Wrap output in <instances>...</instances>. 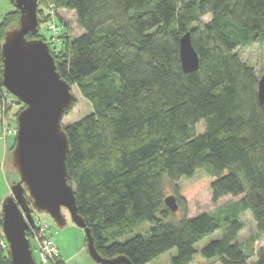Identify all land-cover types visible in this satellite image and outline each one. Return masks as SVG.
<instances>
[{
	"label": "trees",
	"instance_id": "16d2710c",
	"mask_svg": "<svg viewBox=\"0 0 264 264\" xmlns=\"http://www.w3.org/2000/svg\"><path fill=\"white\" fill-rule=\"evenodd\" d=\"M42 1L73 13L82 30L69 38L63 27L60 49L50 54L91 107L62 129L67 184L97 254L151 264L176 250L171 264H189L194 246L220 231L200 251L210 264H264V248L252 255L237 241L246 212L264 235V103L254 68L235 52L264 47V0ZM18 19L17 9L2 17L0 46ZM37 28L27 36L44 41ZM187 32L198 56L190 74L179 60ZM8 96L0 57V103ZM197 170L203 174L193 179ZM182 178L189 182L179 185ZM166 182L180 214L164 204ZM203 190L213 204L232 202L189 217L187 206ZM144 223L147 235L119 241ZM0 264H11L1 210Z\"/></svg>",
	"mask_w": 264,
	"mask_h": 264
},
{
	"label": "water",
	"instance_id": "95a60500",
	"mask_svg": "<svg viewBox=\"0 0 264 264\" xmlns=\"http://www.w3.org/2000/svg\"><path fill=\"white\" fill-rule=\"evenodd\" d=\"M19 11L18 27L5 32L0 46L2 84L23 109L16 117L15 147L11 165L19 176L10 196L1 202L2 233L11 264H35L26 237L35 228L34 212L47 214L57 227L65 225L61 210H67L72 222L84 230L86 249L96 264H131L123 257L101 258L93 245L89 229L77 214L73 188L67 184L66 158L69 145L62 119L76 98L71 87L56 71L54 58L42 40H27L38 32V0H11ZM179 60L184 73H194L198 56L185 33L179 41ZM258 99L264 103V76L258 79ZM31 201V207L27 203ZM175 213L174 196L164 199Z\"/></svg>",
	"mask_w": 264,
	"mask_h": 264
},
{
	"label": "rangeland",
	"instance_id": "374dc122",
	"mask_svg": "<svg viewBox=\"0 0 264 264\" xmlns=\"http://www.w3.org/2000/svg\"><path fill=\"white\" fill-rule=\"evenodd\" d=\"M38 2H40V7L42 9V11L37 15V20L40 24L39 33L44 37L43 42L47 44L49 51L53 53L59 51L61 46L60 40L64 31L67 33V36L69 38H76L82 34V30L77 25V21L73 13L63 11L56 13L52 10V6L50 4H46L42 0H38ZM14 9L15 8L11 4V0H0V21L5 14L14 11ZM57 15L60 18V22L57 19ZM208 19V17L203 18L202 22H206L208 21ZM51 25L57 26H55L56 28L51 29ZM17 27L18 24L15 28ZM63 27L65 28L64 31L62 29ZM30 37L31 36H26V39L34 40L30 39ZM235 52L243 61L247 62L251 67L254 68L258 79L264 76L263 46L255 44L246 49H236ZM71 93L76 98V101L72 105L71 109L64 115L62 119V126L73 124L91 112L90 105L80 96L75 87H71ZM23 108V105L20 104L11 95H9L4 101L0 103L1 202L5 198L10 196L11 187L17 184L19 181V176L11 165V154L15 147L14 131H16L17 126L16 117ZM202 174V170H197L194 174L193 179L200 177ZM188 182V179L182 178L179 181V185L183 186ZM164 187L166 197L173 196L171 194L172 190L167 182L165 183ZM230 202H232V199L230 197H225L217 204H213L211 202L209 191L203 190L196 196V199L187 206L188 215L189 217H193L198 213H215L219 208L224 206V204ZM177 212L180 214L179 211ZM61 214L65 220V225L61 228L57 227L53 220L45 213L35 212L33 215L35 218L39 219V223L45 225L48 228L46 236H49L51 238L55 248L59 251L60 256L63 258V261H65L66 264H96L88 255L84 230L77 227L72 222L67 210L62 209ZM242 221L244 223V229L238 234L237 241L242 244V247L246 250L247 253L254 255L258 249L264 248V235L258 233L256 225L249 212L243 214ZM149 227V224L144 223L139 228L134 229L130 234L121 238L119 241H126L127 239H130L136 235H147L149 233ZM27 233L32 257L36 262L38 256L32 240L33 238H31L32 235L30 231H27L26 234ZM220 235L221 232L217 231L213 235L197 243L194 246L196 253L194 254L193 259L189 264H210L211 260L209 261L204 259L200 255V251L210 241L219 239ZM176 255V250H170L152 261L151 264H171L172 257H175ZM254 259L255 256H253L250 260Z\"/></svg>",
	"mask_w": 264,
	"mask_h": 264
},
{
	"label": "built area",
	"instance_id": "2783aa9c",
	"mask_svg": "<svg viewBox=\"0 0 264 264\" xmlns=\"http://www.w3.org/2000/svg\"><path fill=\"white\" fill-rule=\"evenodd\" d=\"M51 29L56 28L54 25L50 26ZM16 134V131H14ZM35 219V228H30L31 238H33L34 247L37 253L36 264H56V261L59 259L57 249L55 248L51 238L46 236L48 228L38 222V218ZM38 236V237H36Z\"/></svg>",
	"mask_w": 264,
	"mask_h": 264
},
{
	"label": "crops",
	"instance_id": "0c3cea01",
	"mask_svg": "<svg viewBox=\"0 0 264 264\" xmlns=\"http://www.w3.org/2000/svg\"><path fill=\"white\" fill-rule=\"evenodd\" d=\"M58 251V250H57ZM58 253H59V251H58ZM59 257L63 260V258L60 256V253H59ZM64 263H65V261H64ZM66 264V263H65Z\"/></svg>",
	"mask_w": 264,
	"mask_h": 264
},
{
	"label": "flooded vegetation",
	"instance_id": "af4514ba",
	"mask_svg": "<svg viewBox=\"0 0 264 264\" xmlns=\"http://www.w3.org/2000/svg\"><path fill=\"white\" fill-rule=\"evenodd\" d=\"M58 252V251H57ZM58 255H59V253H58ZM60 258V257H59Z\"/></svg>",
	"mask_w": 264,
	"mask_h": 264
},
{
	"label": "bare ground",
	"instance_id": "6f19581e",
	"mask_svg": "<svg viewBox=\"0 0 264 264\" xmlns=\"http://www.w3.org/2000/svg\"><path fill=\"white\" fill-rule=\"evenodd\" d=\"M35 218V217H34ZM35 262V261H34ZM36 264V263H35Z\"/></svg>",
	"mask_w": 264,
	"mask_h": 264
}]
</instances>
